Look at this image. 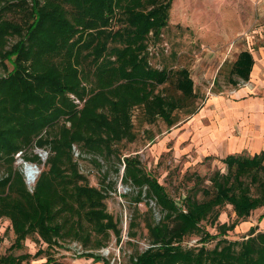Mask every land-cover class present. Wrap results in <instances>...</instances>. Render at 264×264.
<instances>
[{"label": "trees", "instance_id": "1", "mask_svg": "<svg viewBox=\"0 0 264 264\" xmlns=\"http://www.w3.org/2000/svg\"><path fill=\"white\" fill-rule=\"evenodd\" d=\"M170 5L171 0H0V66L6 71L0 77V167L7 171L0 177V218L11 221L16 244L34 234L48 246L69 239L84 251L106 247L110 235L120 242V221L106 210L108 172L99 187L90 186L72 147L102 168L97 158L120 161L117 146L135 140L134 107L144 111L147 123L160 118L172 127L178 122L173 111L193 102L186 69L176 71L177 97L155 92L169 72L149 66V41L167 26ZM11 13L22 15V21L9 18ZM9 38L16 42L7 48ZM253 64L251 53L241 51L232 64V84L247 82ZM69 95L84 100L81 109ZM35 148L48 149V158L30 192L13 163L20 154L27 163L42 164L32 153ZM221 162L226 172L212 173L210 187L201 190L202 200L189 194L177 204L144 171L138 156L123 158L121 182L136 190L133 201H152L160 212L157 221L151 209L140 213L135 208L130 214L128 238L137 236L143 222L149 241L146 250L129 257L130 264H264V232L249 230L241 241L223 238L264 207V152L232 154ZM107 185L114 189L113 182ZM226 205L236 220L216 225L222 238L212 248L181 245L187 236L211 238L201 223L214 224L218 209ZM24 258L6 254L0 264H23Z\"/></svg>", "mask_w": 264, "mask_h": 264}, {"label": "rangeland", "instance_id": "2", "mask_svg": "<svg viewBox=\"0 0 264 264\" xmlns=\"http://www.w3.org/2000/svg\"><path fill=\"white\" fill-rule=\"evenodd\" d=\"M8 17L17 22L22 21V15L11 13ZM116 18H119V14ZM118 26L114 23V29ZM151 38L148 48L149 66L158 70L165 67L169 72L168 80L158 86L155 92L167 97H177L179 91L176 88V71L186 69L193 82V102L173 111L171 116L176 117L178 122L172 127H168L160 118L147 123L143 116L144 111L140 107H134L131 110V122L135 140L123 141L117 146L122 155L120 161L113 159L110 163H105L97 158L102 168L91 161V155H81L77 146L72 147L79 171L87 178L90 186L99 187L104 173L108 172L103 184L108 193L106 210L114 220L120 221V242L110 235L106 247L84 251L77 242L69 239L48 246L39 235L34 234L16 244L12 223L3 217L0 218V256H26L23 264H130L129 257L132 254L149 247L143 222L137 229V236L134 239L128 238L127 224L130 214L135 208L140 213L151 209L157 221L160 212L152 201H148V204L146 200L138 204L133 201L136 190L121 182L124 157L138 156L144 171L156 179L169 198L177 204H181L182 199L189 194L202 200L204 197L201 190L210 187L208 179L212 173L226 172L225 165L221 162L226 157L225 153L210 151L211 148L206 152L200 132L203 129H213L218 119H221V116H217L220 114L217 107L209 105L215 98L226 101L233 98L235 91L248 89L245 99L253 103H264V0H171L167 26L162 29L157 40L154 36ZM15 42V38H9L7 48ZM241 51L252 54L253 72L247 82L237 81V85H233L231 80L236 78L231 75L232 64ZM5 64L9 70L12 69L10 63L6 61ZM5 75V69L0 66V77ZM69 98L74 103L77 100L73 95H69ZM83 104L84 100H78L77 109H81ZM189 111L194 113H187ZM262 118L258 122L254 117L249 123L250 130L264 129V111ZM60 124H64V121ZM65 126L68 127L69 124L65 123ZM30 153L31 151L28 152ZM32 153L40 156L42 164L27 163L20 154L16 155L13 163L14 169L23 175L30 192H33L45 169L48 149L35 148ZM244 153L251 156V153ZM27 165L36 168L37 177L33 183L26 176ZM115 169H119V172L116 173ZM6 174L5 167H0V177ZM112 182L114 189H109L107 184ZM126 194H130L129 199L124 198ZM258 210L259 217L263 216L264 207ZM232 212L228 205L220 207L214 224L211 225L208 220L201 223L202 230L208 232L211 238L202 236L200 240L197 236H187L181 245L185 248L194 245L212 248L222 238L218 235L219 229L216 225H231L236 220ZM248 218L242 222H247ZM242 222H237L234 229L227 231L223 238L228 241L246 239L250 232L239 231ZM250 230H254V233L264 232L259 230V225L251 227ZM87 253H93L99 259L84 255Z\"/></svg>", "mask_w": 264, "mask_h": 264}, {"label": "crops", "instance_id": "3", "mask_svg": "<svg viewBox=\"0 0 264 264\" xmlns=\"http://www.w3.org/2000/svg\"><path fill=\"white\" fill-rule=\"evenodd\" d=\"M248 92V89H240L235 91L233 98L229 100L215 98L214 102H209V105L217 107L216 110L220 113L217 116H221V119H218L213 129H203L200 132L206 152L208 148L213 152L225 153L226 156L244 152L251 155L264 152V129L250 130L249 125L254 117L261 122L264 103H253L245 99ZM259 125L261 126V123ZM230 210L232 211L231 207ZM233 215L235 217L234 213ZM259 215V210H254L248 221L241 223L239 231H249L256 225H259L260 231H264V218L259 220Z\"/></svg>", "mask_w": 264, "mask_h": 264}, {"label": "bare ground", "instance_id": "4", "mask_svg": "<svg viewBox=\"0 0 264 264\" xmlns=\"http://www.w3.org/2000/svg\"><path fill=\"white\" fill-rule=\"evenodd\" d=\"M24 171H25V168H24ZM26 176H27L28 180L30 181V183L35 182L36 177H37L36 168L33 167L32 165H27V167H26Z\"/></svg>", "mask_w": 264, "mask_h": 264}, {"label": "built area", "instance_id": "5", "mask_svg": "<svg viewBox=\"0 0 264 264\" xmlns=\"http://www.w3.org/2000/svg\"><path fill=\"white\" fill-rule=\"evenodd\" d=\"M76 100V99H75ZM75 104H78V100L75 101Z\"/></svg>", "mask_w": 264, "mask_h": 264}]
</instances>
